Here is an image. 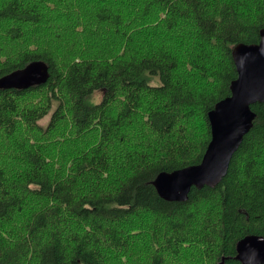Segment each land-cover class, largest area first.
<instances>
[{"label": "trees", "instance_id": "trees-1", "mask_svg": "<svg viewBox=\"0 0 264 264\" xmlns=\"http://www.w3.org/2000/svg\"><path fill=\"white\" fill-rule=\"evenodd\" d=\"M262 27L264 0H0V76L49 71L0 88V264H243L237 243L264 236V102L215 186L168 201L153 179L200 161L231 49Z\"/></svg>", "mask_w": 264, "mask_h": 264}, {"label": "water", "instance_id": "water-1", "mask_svg": "<svg viewBox=\"0 0 264 264\" xmlns=\"http://www.w3.org/2000/svg\"><path fill=\"white\" fill-rule=\"evenodd\" d=\"M236 76L229 83V94L208 110L210 138L198 163L170 171H159L153 185L168 201H184L192 186H215L226 173L230 158L255 116L250 105L264 102V27L257 42H238L231 49ZM49 76L42 60H31L23 67L0 76V88H26L44 83ZM236 258L243 264H264V236L250 234L236 246Z\"/></svg>", "mask_w": 264, "mask_h": 264}, {"label": "rangeland", "instance_id": "rangeland-1", "mask_svg": "<svg viewBox=\"0 0 264 264\" xmlns=\"http://www.w3.org/2000/svg\"><path fill=\"white\" fill-rule=\"evenodd\" d=\"M100 96H101V92L100 91H96L95 92V99L96 100H99L100 99ZM49 116H46L45 118L42 119V123L45 124L47 119H48Z\"/></svg>", "mask_w": 264, "mask_h": 264}]
</instances>
